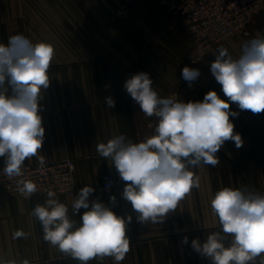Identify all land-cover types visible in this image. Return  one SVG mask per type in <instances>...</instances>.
<instances>
[{"label":"crops","instance_id":"obj_1","mask_svg":"<svg viewBox=\"0 0 264 264\" xmlns=\"http://www.w3.org/2000/svg\"><path fill=\"white\" fill-rule=\"evenodd\" d=\"M251 30L264 36V11L254 16ZM17 34L33 43H51L55 49L50 86L39 102L45 138L38 156L45 163L74 161L75 195L56 196L68 206L69 215L79 190L89 185L94 188L90 202H102L125 218L132 216L127 225L130 251L120 264H212L191 247V241L198 238L203 243L209 234L220 231L210 207L216 191L247 187L264 193V113L241 111L230 104L238 113L230 119L234 131L242 136L243 147L237 149L228 141L217 153L218 165L190 169L200 177L199 188H193L162 223L137 221V213L123 199L126 182L122 179L111 193L103 190V177L116 175L117 170L96 149L117 135L141 142L154 133V127L147 132L143 112L124 89L126 79L143 71L150 74L153 88L162 98L202 101L208 91L215 90L226 100L210 65L220 47L238 58L253 36L235 35L211 47L199 60L190 61L193 45L187 27L165 17L156 0H0V43ZM185 66L200 71L191 87L181 75ZM108 96L114 98V108L106 105ZM35 164H40L38 157L26 159L23 166ZM3 167L4 158H0V169ZM111 196L116 197L115 203ZM47 199L46 194L18 198L0 191V260L81 264L43 239L42 226L32 212ZM84 211L72 218L79 221ZM17 230L26 237L16 238ZM184 237L187 244L182 242ZM229 242L230 237L225 243ZM87 264L115 262L106 257Z\"/></svg>","mask_w":264,"mask_h":264},{"label":"clouds","instance_id":"obj_2","mask_svg":"<svg viewBox=\"0 0 264 264\" xmlns=\"http://www.w3.org/2000/svg\"><path fill=\"white\" fill-rule=\"evenodd\" d=\"M210 71L227 98L221 99L215 90L208 91L202 101L162 98L153 88L147 72L133 74L124 82V89L147 117H156L154 133L141 142L117 135L99 143L97 152L112 161L122 181L123 199L130 202L141 224L162 223L177 210L193 188H199L200 177L192 168L215 167L220 163L217 153L231 141L237 149L244 141L234 131L230 117L238 113L230 109L236 104L241 111L264 113V36L245 42L238 58L220 47ZM55 56L51 43H33L17 34L0 43V158L3 172L20 177L26 159L38 157L41 166L45 128L40 114L42 93L50 86L49 69ZM182 78L192 82L200 76L199 69L185 66ZM107 87V86H106ZM109 108L115 107L111 96L105 98ZM33 181H21L19 191L30 198L37 192ZM94 188L86 185L79 190L69 208L48 191L43 205L32 212L43 229V239L81 264L106 257L120 264L130 251L127 225L132 216L117 215L99 201H89ZM116 197L110 201L115 203ZM220 231L209 234L201 243L191 241V247L209 258L212 264H264V193L245 188L223 187L210 201ZM81 209L86 211L79 221L73 219ZM17 230L16 238L26 237ZM230 237V242L225 243ZM184 244L188 238L184 237ZM0 264H17L15 259L0 260ZM20 264H30L24 259Z\"/></svg>","mask_w":264,"mask_h":264},{"label":"built area","instance_id":"obj_3","mask_svg":"<svg viewBox=\"0 0 264 264\" xmlns=\"http://www.w3.org/2000/svg\"><path fill=\"white\" fill-rule=\"evenodd\" d=\"M158 9L169 20H179L188 29L192 42L190 61L199 60L208 50L235 35L256 36L251 24L256 14L264 11V0H156ZM149 133L156 117L143 114ZM74 161L66 159L52 163L22 166L20 177H9L0 169V191L12 197L26 198L20 191L21 181L36 183V194L55 192L56 196L75 195L73 178ZM121 178L118 174H106L102 188L111 193Z\"/></svg>","mask_w":264,"mask_h":264}]
</instances>
